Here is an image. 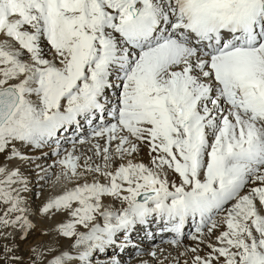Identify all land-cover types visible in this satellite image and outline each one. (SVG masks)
Instances as JSON below:
<instances>
[{"label": "snow or ice", "instance_id": "snow-or-ice-1", "mask_svg": "<svg viewBox=\"0 0 264 264\" xmlns=\"http://www.w3.org/2000/svg\"><path fill=\"white\" fill-rule=\"evenodd\" d=\"M0 34V154L55 144L75 181L40 209L74 238L47 264H92L150 223L178 245L189 220L192 240L219 233L192 264H264V0H0ZM25 184L0 166V227L21 239Z\"/></svg>", "mask_w": 264, "mask_h": 264}, {"label": "rangeland", "instance_id": "rangeland-1", "mask_svg": "<svg viewBox=\"0 0 264 264\" xmlns=\"http://www.w3.org/2000/svg\"><path fill=\"white\" fill-rule=\"evenodd\" d=\"M71 144H72L71 142H63V140H62V148H61V151H62V149H64V151L66 149H68V147ZM55 147H56L55 144H52L51 146H45V149H43V151L45 152L44 158H40V157H36L35 158L34 157V154H32V151H31V153H30L31 156L29 157L28 161L29 162H34L35 160H39V161L44 160L45 161L44 167L51 166L53 170L58 169V172L59 171L61 172L60 166L55 163L59 158H57L58 156L52 154V152L55 150ZM147 151H148V149H147ZM46 160H48V161H46ZM144 162L147 163L148 162V159L146 158V160H144ZM20 170L22 171L21 174L23 176L24 175L26 176L27 174L30 175L33 172V171H31L29 173H24L23 172V169H20ZM60 172H59V174H60ZM31 176H35V175L32 174ZM90 178H91V176H90ZM36 181H37V179H36ZM61 181L62 182H60V184H59L60 189L58 190V194H60L64 189H67V187L68 188L73 187L74 184H75L74 181H72L73 182L72 183V182L67 181L65 179H62ZM39 188H38V190H39ZM33 189H36V187L35 186H32L31 187V185H30L29 186V189H28V190H31L29 196L26 193V191H23L20 194V196L24 200V204L22 206L25 207L26 210L28 211V212L26 211V216H27V218H28V220L30 222H33L34 221V219H32L33 215L35 216L33 218H37V216H39L37 213L40 214V209H41V206H39L37 204L39 202L37 200L38 198L36 197V193H32V190ZM40 192L41 191H39L38 194H40ZM51 212L53 214L50 213V212H49L50 214L49 213L48 214H45V216H48L47 218L50 221L44 216L48 220V221H46V219H44L45 225H46V223H47V225H49V222L53 224V226H51L52 224H50L49 225V228H48V226H46L47 229H48V234L47 235L44 234V231L40 230L38 227L35 226L32 229H29L28 230V233H27V235L25 236L24 239H21L20 237L23 236L24 233L21 232L19 225H16L15 227H0V264H47V261L50 260V259H52L53 256L58 255L60 252L67 251L69 249V245L71 243H74V239L71 240L70 238H66V237H62V236L60 237L58 235H57L58 236L57 237L55 235V233H56L55 231H57V227L59 226V224L62 223V219L65 220V222H66V220L67 219L69 220L71 217L68 218L67 213L66 212H62L63 213V215H61L62 218H59L60 219L59 220L57 218L59 216V212H58V214H56L57 212L54 213V211H51ZM31 213H33V214H31ZM0 214H2V208H0ZM51 214L53 215V217H55L54 214L58 215L57 217H55L57 219L52 218ZM14 215L15 214H13V218H14ZM64 215H66V218H65ZM34 223H32V224L34 225ZM55 225H56V228L54 227ZM194 233H195L194 226L190 222V225H189L188 230H186L184 236L182 237V239H180V243H179L180 245L179 244L177 245V246H179L178 248H180V250H179V253H176L175 254V257L176 258L173 257L174 254H172V257L173 258H170L171 256L169 258L168 257L166 258L164 256L165 257L164 260L163 261L161 260L162 262L161 263H158V264H192V257L194 255L199 254L202 257L203 256H206L208 254V251L205 250L201 246H198V248L196 246L197 253H192L189 250L191 248L186 247L187 245L192 246L191 242L192 241L194 242V240L190 239L189 236L191 234H194ZM40 235H42V236H40ZM55 239H56V241H55ZM123 239H124L123 238V234L122 233H118L117 234V237H116V240H118L120 242V244H122ZM160 242L164 243L165 241H160ZM54 245H56V246H54ZM53 247H55V248H53ZM6 248L7 249H10V251H6L5 250ZM181 250H182V252H181ZM110 251L116 252L114 250H110ZM110 251L108 250L105 253H94V255L91 257V261L93 262V264H110V262H111L112 259H107L106 258L107 260H104V261H99L98 260L97 261L98 258L96 257V256H99L101 254H102V256H105V254H106L109 257V256H111V255H109L110 254ZM148 252L149 251H147V250H141L139 252L138 251L137 252L130 251V252L126 253V257H128V261H132L134 259V257H136V255H134V254L140 253V254H144L145 255V254H148ZM37 253H40L41 255L39 257H37ZM72 253L75 254V249H72ZM119 254H121L122 257L125 256L123 253H119ZM128 255H133V256H128ZM17 257H18V259H17ZM93 258H96V259H93ZM115 259L118 260L117 258H115ZM122 261H125V260L122 259ZM119 264H121V263H119Z\"/></svg>", "mask_w": 264, "mask_h": 264}, {"label": "bare ground", "instance_id": "bare-ground-1", "mask_svg": "<svg viewBox=\"0 0 264 264\" xmlns=\"http://www.w3.org/2000/svg\"><path fill=\"white\" fill-rule=\"evenodd\" d=\"M8 38L7 37H5L3 34H0V43H2V42H4L5 40H7ZM45 55L47 56V53H45ZM50 58V57H49ZM86 129H87V127H85L83 130L85 131L84 133H79L78 135L79 136H84V135H87L88 134V132L89 131H86ZM68 137H69V139H68V142H71V139H72V133L71 132H69V133H67L66 134ZM79 147V146H78ZM40 148H33V147H31V146H25V147H23V148H21L20 150L23 152V154L27 157V159L26 160H24L23 162H21L20 160H18V159H13V160H11V161H9L8 159H6V156L4 155V154H0V166H3V167H5L6 169H8V170H19V172H20V174L22 173V171L20 170V169H23V172L24 173H29V172H31V171H33L30 175L29 174H27L26 176L24 175H22L21 174V176H22V178L26 181V184L25 185H14V187H26V193L28 194V196L30 195V191L31 190H28L29 189V186L31 185V187L32 186H35L36 187V189H33L32 190V193H36V197L38 198H36L37 200H38V202L39 203H37L39 206H41V208L43 207V205L45 204V203H47L48 202V200L49 199H51V198H53L54 196H56V195H59L58 194V190L60 189V186H59V184H60V182H62L61 180L63 179V178H61L60 180H57V175L59 174V172H58V169H56V170H53L52 169V167L51 166H48V167H44V164H45V161L44 160H42V161H39V160H35L34 162H29L28 161V159H29V157L31 156L30 155V153H31V151H32V154H34V157L36 158V157H40V158H44V156H45V152L43 151V150H39ZM147 147H145V146H142L141 147V150H140V152H139V154H138V159L139 160H142L143 162H144V160H146V158L148 159V151H147ZM67 151H71L72 150V144L68 147V149H66ZM64 153H65V151L64 150H62L61 151V156L62 155H64ZM47 155V154H46ZM76 155H80V152L78 151L77 153H76ZM57 158H60V157H57ZM41 160V159H40ZM46 161H48V160H46ZM81 163H82V161H81ZM144 163H146V162H144ZM148 163V162H147ZM146 163V164H147ZM28 166V167H27ZM32 174H34L35 176H31ZM36 179H37V181H36ZM84 179H87L89 182L91 181V178H90V176H87V177H82L81 178V183L82 182H84ZM34 181V182H33ZM72 182V181H71ZM75 182V181H74ZM64 183V182H63ZM62 183V184H63ZM73 183V182H72ZM61 184V185H62ZM40 187V188H39ZM63 187V186H62ZM66 187V186H65ZM38 188H39V190H38ZM68 188V187H67ZM65 190V189H64ZM39 191H41L40 192V194H38V192ZM23 191H21L20 192V194L22 193ZM61 194V193H60ZM38 207V206H37ZM30 211V210H29ZM28 212V211H27ZM50 213H52L51 211H50ZM49 213V214H50ZM54 213H56L55 211H54ZM62 212H59V216L58 215H56V214H58V212L56 213V214H54L55 215V217H57L58 219L59 218H62L61 217V215H63V213L61 214ZM31 214H33V213H31ZM39 216H37V218H33V217H35L34 215H33V217H32V219H34V221L33 222H31V223H34V227L36 226V227H38L40 230H42V231H44V234H48V229H47V227L46 226H48V228H49V225L50 224H52V223H50L49 222V225H47V223H46V225H45V223H44V219H46L48 216H45V214H48V213H41L40 212V214L39 213H37ZM53 214V213H52ZM51 214V216H52V218H54V219H57V218H55V217H53V215ZM46 218H45V217ZM65 216V218H66V215H64ZM63 216V217H64ZM50 217V216H49ZM64 218V219H65ZM68 218H69V216H68ZM48 219V218H47ZM46 219V221H48ZM53 219V220H54ZM71 219V218H70ZM31 220V219H30ZM60 220V219H59ZM68 220V219H67ZM66 220V221H67ZM50 221V220H49ZM55 221V220H54ZM58 222V221H57ZM63 222H65V220H63L62 219V223ZM190 222H191V220H189L186 224L187 225H190ZM51 226H53V224L51 225ZM55 228H56V225L54 226ZM153 228H154V226H152ZM151 227V228H152ZM186 227V226H185ZM58 228V227H57ZM139 228H143L142 226H137L136 228H135V230L134 231H132L131 233H130V242L131 243H129V245L126 247V248H124L123 250H121V248L120 247H118L117 245H120V243H119V241L118 240H116V245H113V246H111V247H109L108 249H107V251L109 250H114V251H116V252H113V251H110V254L109 255H111V256H107V255H105V256H102V254L101 255H99V256H96L98 259H97V261L99 260V261H104V260H107V259H112L113 257H115V258H117L118 260H120L119 261V263H121V264H158V263H161L163 260H164V258L166 257H170V258H173V257H175V254L176 253H179V250H180V248H178L179 246H177V245H173V244H170V243H157V241L155 242V243H157L156 245H152V246H150L151 244H152V242H148L149 241V239H146L145 237H144V234H141L140 233V231H139ZM32 229V228H31ZM51 229V228H50ZM77 230L78 231H80V232H85V231H87V229H85V228H83L82 226H80V225H78L77 226ZM155 230H157V232H159V236H160V239H158V240H167L166 239V237L168 236V235H170L171 233H167V232H162L161 230H160V227H157V228H155ZM159 230V231H158ZM12 231V230H11ZM152 231V230H151ZM34 232V231H33ZM56 233H55V235L57 236H60L61 237V235L58 233V231H55ZM153 232V235H154V233H155V231H152ZM9 233V232H8ZM38 233V232H37ZM205 233H206V229H205ZM10 234V233H9ZM8 234V235H9ZM36 234V233H35ZM43 234V235H44ZM219 233L217 232V233H215L211 238H209V237H207L206 235H205V237H203L204 238V240H205V243H199V241H197V240H194V242L192 241L191 242V244H192V246H190V245H187L186 247H188V248H196V246H197V248H198V246H201V247H203L205 250H207L208 252L210 251V249L207 247V243L209 242V240L211 241V243H213V244H215L216 243V241H215V235H218ZM54 235V234H53ZM40 236H42V235H40ZM57 236V237H58ZM45 237V236H44ZM55 237V236H54ZM53 237V238H54ZM56 237V238H57ZM183 237V236H182ZM181 237V238H182ZM71 240L72 239H74V238H70ZM172 239H175V237L174 236H170V238L167 240V241H169V240H172ZM147 240V241H146ZM55 241H56V239H55ZM58 241V240H57ZM59 242V241H58ZM144 242H146V243H144ZM154 242V241H153ZM57 244V243H56ZM180 245V244H179ZM54 246H56V245H54ZM58 246V245H57ZM200 247V248H201ZM52 248V247H51ZM53 248H55V247H53ZM49 249V248H48ZM47 249V250H48ZM144 249H148V254H140V253H137V254H134V255H136V257H134V259L132 260V261H128V257H126V253H128V252H130V251H133V252H139V251H141V250H144ZM187 249V248H186ZM202 249V248H201ZM200 249V250H201ZM50 250V249H49ZM52 250V249H51ZM120 250V251H119ZM190 250V249H189ZM54 251V250H53ZM52 251V252H53ZM76 251V250H75ZM199 251V250H198ZM202 251V250H201ZM200 251V252H201ZM204 251V250H203ZM113 252V253H112ZM153 252H155V256H153L151 253H153ZM181 252H182V250H181ZM95 253H99V252H95ZM119 253H123L125 256H121V254H119ZM72 254H74V253H72ZM172 254H174V256L172 257ZM205 255V254H204ZM128 256H133V255H128ZM165 256V257H164ZM180 256V255H179ZM107 258V259H106ZM176 258V257H175ZM93 259H96V258H93ZM122 259H124L125 261H122ZM178 259V258H177ZM160 260V261H159ZM162 260V261H161ZM181 260V259H180ZM96 261V260H95ZM169 261V260H168ZM174 261V260H173ZM157 262V263H156ZM92 264H93V262H92Z\"/></svg>", "mask_w": 264, "mask_h": 264}]
</instances>
